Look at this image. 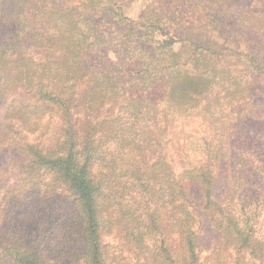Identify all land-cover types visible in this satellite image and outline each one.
<instances>
[{
	"label": "trees",
	"instance_id": "obj_1",
	"mask_svg": "<svg viewBox=\"0 0 264 264\" xmlns=\"http://www.w3.org/2000/svg\"><path fill=\"white\" fill-rule=\"evenodd\" d=\"M237 2L0 0V264H264L259 159L240 151L259 178L242 202L231 171L215 195L216 156L176 173L164 151L175 121L222 106L231 61L264 78V42L231 41L264 0Z\"/></svg>",
	"mask_w": 264,
	"mask_h": 264
},
{
	"label": "rangeland",
	"instance_id": "obj_2",
	"mask_svg": "<svg viewBox=\"0 0 264 264\" xmlns=\"http://www.w3.org/2000/svg\"><path fill=\"white\" fill-rule=\"evenodd\" d=\"M234 5L240 7L237 0ZM233 44L244 48L245 41L256 44L264 42V22L256 19L247 23L235 24L233 27ZM228 71L232 80H228L225 89L217 91V103H207L209 110H201L183 121H175L168 133V143L164 145L165 155L176 173L185 169L199 167L207 156H216V191L224 183L226 176L234 172L242 178L244 188L240 195L242 202L253 201L254 186L258 185V175L249 167L238 162L240 151H249L255 155L264 168V78L253 76L244 65L236 66L231 61ZM245 89V96L228 98L224 90L232 88ZM231 171V172H230ZM236 182L238 180L234 178ZM259 199V197H258ZM199 198L193 196L192 211L195 216V238L197 252L206 257L212 250L216 239L208 227L199 207ZM229 254L224 255L230 264Z\"/></svg>",
	"mask_w": 264,
	"mask_h": 264
}]
</instances>
